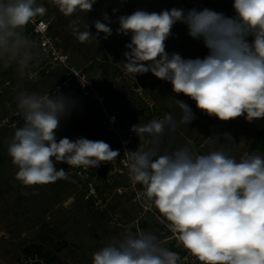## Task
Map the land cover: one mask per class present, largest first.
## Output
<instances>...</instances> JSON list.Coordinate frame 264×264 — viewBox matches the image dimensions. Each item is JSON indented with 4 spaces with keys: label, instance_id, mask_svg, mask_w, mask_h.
<instances>
[{
    "label": "clouds",
    "instance_id": "1",
    "mask_svg": "<svg viewBox=\"0 0 264 264\" xmlns=\"http://www.w3.org/2000/svg\"><path fill=\"white\" fill-rule=\"evenodd\" d=\"M51 2L69 17L78 10L90 12L96 0ZM233 8V17L208 8L136 10L120 16L117 33H131V43L125 45V61L118 64L134 77L151 72L170 82L173 92L190 97L199 110L221 121L264 118V0H234ZM46 11L37 0H0V70L14 68L21 80L27 78L39 57L28 26ZM103 20L95 21L94 27L97 36L103 33L107 39L112 34L107 13ZM177 22L187 26L190 37L203 40L209 55L185 59L166 52L165 41ZM90 36L89 25L78 33L82 43ZM176 102L180 123L188 125L195 119L192 109ZM73 106L74 101L58 90L53 96L17 92L16 108L24 125L15 128L8 155L22 185L66 179L67 172L57 170L56 163L92 169L119 156L103 140L64 137L57 142L56 130ZM176 127L171 114L133 126L140 140L151 138L149 146L140 144L125 152L133 188L140 186L139 195L151 202L158 219L167 222L180 246L199 264H264V156L244 153L237 159L222 149L196 154L189 146L161 153L165 129ZM225 137L232 143L229 134ZM92 264H182V258L155 233L126 229L93 253Z\"/></svg>",
    "mask_w": 264,
    "mask_h": 264
},
{
    "label": "rangeland",
    "instance_id": "2",
    "mask_svg": "<svg viewBox=\"0 0 264 264\" xmlns=\"http://www.w3.org/2000/svg\"><path fill=\"white\" fill-rule=\"evenodd\" d=\"M37 2L46 7V14L42 17L51 22L52 32L59 33L58 41L69 56L70 64L96 81L124 129L132 131L133 126L149 122L145 113L147 105L135 97L134 88L138 84L154 102L160 116L171 114L177 123L174 131L166 128L160 138L161 153L189 146L196 154L222 149L230 150L229 154L237 159L244 153L264 156V152L250 148L264 128V118L248 122L241 116L221 121L199 110L190 97L173 92L170 82L158 79L151 72L134 77L118 64L125 61L123 54L128 51L125 45L131 43V33H117L120 16L131 15L136 10L149 13L173 8L185 12L191 9L199 11L204 9L202 0H96L90 12L78 10L69 17L60 13L51 0ZM212 2L215 9L226 17L236 15L234 0ZM104 13L111 20L112 34L107 39L103 33L97 36L94 27L97 20L105 22ZM87 25L93 36L82 43L78 33L87 31ZM171 32L172 35L165 41L169 54L179 53L185 59H203L209 55L202 39H193L188 35L186 25L177 22ZM41 65L39 53L23 80L14 68L0 70V264H53L48 262L50 259L61 264H92L93 253L119 238L126 229L151 231L166 247L176 251L171 242H165L168 233L161 224L163 218L158 219L160 214L154 207L146 211L145 207L151 202L132 193L126 177H117L105 187V209L85 201V192L75 180L59 179L55 183L26 187L16 179L18 169L8 155V146L15 128L24 125L16 108L17 92L50 93L65 73L61 68L45 73L40 70ZM124 74L129 80L123 77ZM65 96L74 101V106L56 130L57 142L64 137L71 141L84 137L93 141L103 140L114 147V138L101 134L95 127L97 108L93 101L74 89ZM177 100L192 109L195 119L188 125L180 123L181 109ZM225 134L231 136L232 143ZM150 139L143 137L140 140L138 136L139 144L144 146H149ZM55 167L61 169L62 163H56ZM118 187L123 194L117 193ZM137 192H141L140 187ZM113 218L117 225L112 224ZM33 246L41 248V255L35 252L25 254V250Z\"/></svg>",
    "mask_w": 264,
    "mask_h": 264
},
{
    "label": "built area",
    "instance_id": "3",
    "mask_svg": "<svg viewBox=\"0 0 264 264\" xmlns=\"http://www.w3.org/2000/svg\"><path fill=\"white\" fill-rule=\"evenodd\" d=\"M43 24L44 27H40ZM30 35L36 42L42 65L40 70L45 73H50L54 68H61L65 73L61 81L49 93L50 96L56 95L57 90L66 94L71 90H78L84 98L91 99L97 108L96 129L106 136H110L115 140V146L111 147L119 151V156L113 162L102 163L96 168L70 167L66 163H62V169L67 172V179L75 180L84 190V200L90 202L97 208L105 209L104 205L105 187L113 182L117 177H126L132 193L137 196L139 185L133 188L129 178L128 158L125 155L126 151H135L139 147L138 136L131 130L124 129L120 125L118 116L111 110L107 96L104 92L99 91L96 81L81 69H78L70 64L69 56L62 49L58 39L52 35L51 22L45 17L38 16L33 24L28 26ZM123 77L129 80L126 74ZM132 79V77H130ZM135 83V82H133ZM136 99L141 100L147 105L150 113L149 120L163 119L162 116L155 112V104L147 95L144 94L141 87L136 84L134 88ZM114 118V120H113ZM118 194H123L121 187L117 189ZM151 203L145 207L146 211L151 210ZM112 224L117 225L115 219H112ZM167 222H161L164 226L168 237L165 242H171L174 249L182 258V264H199V261L187 253L180 246L176 236L166 227Z\"/></svg>",
    "mask_w": 264,
    "mask_h": 264
},
{
    "label": "trees",
    "instance_id": "4",
    "mask_svg": "<svg viewBox=\"0 0 264 264\" xmlns=\"http://www.w3.org/2000/svg\"><path fill=\"white\" fill-rule=\"evenodd\" d=\"M213 0H202V6L203 8H208L210 10H213L215 12H218L215 7H214V4L212 2ZM220 13V12H218ZM52 35L56 38V39H59V33H57L56 31L52 32ZM155 112L159 115L160 112L159 110L156 108L155 106ZM145 113H146V120L148 121L149 120V116H150V113L148 111V109L146 108L145 110ZM252 150H258V151H261V152H264V128L259 132V134L257 135L256 139L252 142L251 144V147H250ZM33 252H35L36 254L38 255H41V248L37 247V246H33L32 248L30 249H27L25 250V254L26 255H31ZM49 263H53V264H61L59 262H55L54 259H50L48 261Z\"/></svg>",
    "mask_w": 264,
    "mask_h": 264
}]
</instances>
